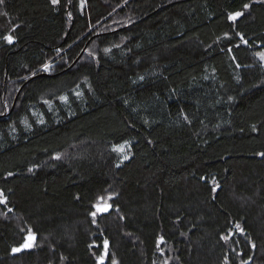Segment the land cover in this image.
Segmentation results:
<instances>
[{"label":"trees","instance_id":"1","mask_svg":"<svg viewBox=\"0 0 264 264\" xmlns=\"http://www.w3.org/2000/svg\"><path fill=\"white\" fill-rule=\"evenodd\" d=\"M261 53L260 0H3L0 264H264Z\"/></svg>","mask_w":264,"mask_h":264},{"label":"snow or ice","instance_id":"2","mask_svg":"<svg viewBox=\"0 0 264 264\" xmlns=\"http://www.w3.org/2000/svg\"><path fill=\"white\" fill-rule=\"evenodd\" d=\"M2 2H3V0H0V3H2ZM51 2H52L53 5H57L59 3V0H51ZM260 2L261 3H264V0H260ZM243 7H244L245 10H247L250 7V5L249 4H244ZM241 15H243V13H241V12H236L234 14H230L229 15V20L235 21ZM3 39L5 41H7L9 44L13 43V37L10 36V35L4 36ZM260 59L261 60H264V53H261L260 54ZM50 67L51 66L49 64H45L44 67H43V70L44 71H48ZM260 155H264V153H261ZM125 159H127V157H125ZM30 171H31V169H30ZM213 191H215V188L213 189ZM102 199L103 198H101V200ZM3 203H5V197H4V194L2 192H0V204H3ZM94 207H96L97 212H106V211H108V208L110 207V205H107V203L105 202V206L104 207H100L99 205H94ZM9 211H11V209H9ZM95 215H96V212H93L92 213V216L95 217ZM236 227H237V229H239V225H237ZM32 239H33V237L30 234V236H29V242L26 243V245H24V246L31 247L32 246V244H31V240ZM224 239H226V237ZM105 243L107 244V242H105ZM19 250L20 249H13L14 252L15 251H19ZM113 264H115V262H113Z\"/></svg>","mask_w":264,"mask_h":264},{"label":"rangeland","instance_id":"3","mask_svg":"<svg viewBox=\"0 0 264 264\" xmlns=\"http://www.w3.org/2000/svg\"><path fill=\"white\" fill-rule=\"evenodd\" d=\"M117 23H119V24H123V22L121 21V22H118L117 21ZM92 52H93V46L92 47H90L89 49H86V54L88 55V56H91L92 55ZM261 60V59H260ZM261 62L264 64V60H261ZM105 202L107 203V205H108V201L106 200V199H102V200H99L98 201V203L96 204V205H99L100 207H104L105 206ZM110 210V207L108 208V211ZM95 211H96V213H98V214H106V213H108V211H106V212H97V209H96V207H95ZM104 260V259H103Z\"/></svg>","mask_w":264,"mask_h":264},{"label":"water","instance_id":"4","mask_svg":"<svg viewBox=\"0 0 264 264\" xmlns=\"http://www.w3.org/2000/svg\"><path fill=\"white\" fill-rule=\"evenodd\" d=\"M103 261V260H102ZM100 262V261H99Z\"/></svg>","mask_w":264,"mask_h":264}]
</instances>
